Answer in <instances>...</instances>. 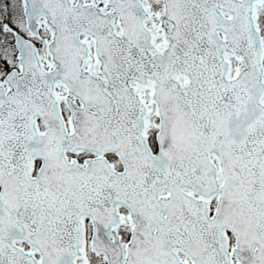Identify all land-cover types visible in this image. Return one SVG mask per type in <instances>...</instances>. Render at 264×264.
<instances>
[{
  "label": "snow or ice",
  "instance_id": "obj_1",
  "mask_svg": "<svg viewBox=\"0 0 264 264\" xmlns=\"http://www.w3.org/2000/svg\"><path fill=\"white\" fill-rule=\"evenodd\" d=\"M0 264H264V0H0Z\"/></svg>",
  "mask_w": 264,
  "mask_h": 264
}]
</instances>
